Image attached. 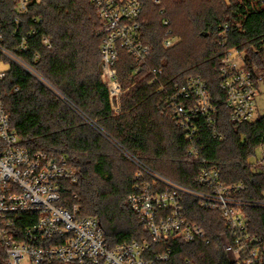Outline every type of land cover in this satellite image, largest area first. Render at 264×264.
Wrapping results in <instances>:
<instances>
[{
  "label": "trees",
  "instance_id": "trees-1",
  "mask_svg": "<svg viewBox=\"0 0 264 264\" xmlns=\"http://www.w3.org/2000/svg\"><path fill=\"white\" fill-rule=\"evenodd\" d=\"M142 2V36L152 46V56L140 72L134 73L135 59L120 47L117 68L122 86H133L122 95L119 115L102 80L101 23L89 0H40L31 4L27 18L34 25L37 17V35L31 37L30 49L22 57L50 86L14 63L0 84L11 126L23 144L69 157L78 180L65 183L63 203L68 207L79 204L82 215L96 217L111 247L149 237L128 202L138 168L117 155L105 136L80 113L124 149L176 182L202 189L197 177L205 162L215 165L226 183L244 182L247 189L241 194L243 198L264 200V171L248 162L264 143V115L253 122L233 123L218 72L221 58L230 48L246 52L249 64L264 71V10L249 11L240 0ZM165 19L170 20L169 25L164 24ZM226 23L230 30L222 38L220 27ZM169 28L181 40L166 48L163 40ZM43 34L52 38L50 49L41 44ZM153 70L162 72L160 82L167 87L184 82L192 74L207 81L225 138L220 141L203 129V160L189 162V142L165 106L164 92L153 83ZM122 162L129 163L127 169ZM184 203L189 219L208 230L210 244L170 236L151 245L149 255L171 250L169 261L156 264H186L187 259L194 264H231L218 239L226 231L220 213L202 209L189 195L184 196ZM246 212L251 231L264 239V208L249 207ZM6 258L0 242V264H5Z\"/></svg>",
  "mask_w": 264,
  "mask_h": 264
},
{
  "label": "built area",
  "instance_id": "built-area-1",
  "mask_svg": "<svg viewBox=\"0 0 264 264\" xmlns=\"http://www.w3.org/2000/svg\"><path fill=\"white\" fill-rule=\"evenodd\" d=\"M38 1L0 0V65L5 66L0 69V84L13 63L44 80L22 57L30 49L31 37L37 35V17L33 25L27 14L31 4ZM89 1L96 8L101 23L102 80L108 88L112 108L118 112L124 94L117 68L120 47L135 59L134 73L140 72L152 56V46L142 36L143 2ZM154 2L159 4L160 0ZM240 3L249 11L264 10V0H240ZM164 24L169 25L170 20L165 19ZM229 30L228 23L221 25L220 37H226ZM167 33L163 44L169 48L178 40L171 28ZM41 44L50 49L52 38L43 34ZM225 44L223 41L222 45ZM36 59H39L38 54ZM153 72V83H158L160 91L164 92L165 106L189 142V162L203 160V129L220 141L225 138L207 81L201 75L192 74L186 76L184 82L167 87L160 82L162 72ZM218 72L231 121L236 124L255 121L257 98L264 90V71L249 64L246 52L230 48L221 58ZM18 89L16 87L15 91ZM125 152L138 168L128 202L149 237L111 247L96 217L82 215L79 204L68 207L63 203L65 183L78 180V172L70 165L69 157L24 145L11 126L0 88V242L6 249L5 264L167 262L171 250L150 256L151 245L162 243L170 236L202 245L211 242L208 230L187 216L186 195L196 198L202 209L220 213L226 231L220 233L218 239L231 264H264V239L251 231L246 212L249 207H264V200L243 198L241 194L247 189L244 182L226 183L215 165L204 162L197 177L202 189L190 188L157 172L129 151ZM256 167L264 171V153ZM186 264L194 263L187 259Z\"/></svg>",
  "mask_w": 264,
  "mask_h": 264
},
{
  "label": "rangeland",
  "instance_id": "rangeland-1",
  "mask_svg": "<svg viewBox=\"0 0 264 264\" xmlns=\"http://www.w3.org/2000/svg\"><path fill=\"white\" fill-rule=\"evenodd\" d=\"M176 37H177V40H178V42L181 40V37H180V35L178 34V35H176ZM177 42V43H178ZM101 57V56H100ZM3 68H5V66L4 65H0V69H3ZM43 83H45L46 85L48 84L45 80H41ZM49 85V84H48ZM50 86V85H49ZM133 85H129V86H126V88H124V94H125V92L127 91V90H129L131 87H132ZM55 92H57L56 90H55ZM58 93V92H57ZM123 94V95H124ZM256 106H257V116L258 117H260V116H262V115H264V90H263V92L258 96V98H257V104H256ZM115 112V114L116 115H119L120 113H122V98H121V109H120V111H114ZM81 115H82V117L85 119V121L86 122H88V123H90L91 125H93L94 127H96L97 129H98V131H100L104 136H105V138L108 140V142L118 151L117 153V155H123V157L125 158V159H128L129 161H132L130 158H129V156L126 154V149H124L123 148V146H121L115 139H113L111 136H109L105 131H103L98 125H97V123L96 122H92V120L88 117V116H86V115H84L83 113H80ZM263 153H264V145L263 146H259L257 149H256V152H255V154H253L252 156H250V158H249V160H248V162L251 164V165H253V167L255 168V169H259V168H257L256 167V164H257V162H258V160H260L261 158H262V156H263ZM133 162V161H132ZM125 163H127V165L126 164H124V162H122V164H124V168H126L127 169V167H128V165H129V163L128 162H125ZM126 166V167H125ZM117 177H119V176H117ZM261 208H264V207H261Z\"/></svg>",
  "mask_w": 264,
  "mask_h": 264
}]
</instances>
